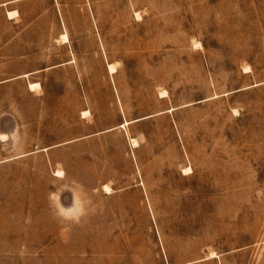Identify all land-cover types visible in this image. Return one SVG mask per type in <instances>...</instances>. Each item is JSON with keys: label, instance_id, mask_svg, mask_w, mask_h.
Returning <instances> with one entry per match:
<instances>
[{"label": "rangeland", "instance_id": "rangeland-1", "mask_svg": "<svg viewBox=\"0 0 264 264\" xmlns=\"http://www.w3.org/2000/svg\"><path fill=\"white\" fill-rule=\"evenodd\" d=\"M0 264H264V0L1 7Z\"/></svg>", "mask_w": 264, "mask_h": 264}, {"label": "clouds", "instance_id": "clouds-1", "mask_svg": "<svg viewBox=\"0 0 264 264\" xmlns=\"http://www.w3.org/2000/svg\"><path fill=\"white\" fill-rule=\"evenodd\" d=\"M86 215V209L82 205H76L70 209H62L60 217L66 221L79 223L81 218Z\"/></svg>", "mask_w": 264, "mask_h": 264}, {"label": "crops", "instance_id": "crops-1", "mask_svg": "<svg viewBox=\"0 0 264 264\" xmlns=\"http://www.w3.org/2000/svg\"><path fill=\"white\" fill-rule=\"evenodd\" d=\"M18 1H20V0H10V1H8V2H4V3H1L0 4V8L1 7H7V6H10V5H14L16 2H18ZM8 12H10V11H7V13ZM8 17V16H7ZM10 19V18H9ZM13 19V18H12ZM62 43V45H65V44H67V43H63V42H61ZM69 63V62H68ZM68 63H66V64H68ZM55 67H50V68H48V69H54ZM47 70V69H46ZM44 71V70H43ZM40 72H42V71H40ZM32 74H34V73H27V74H24L23 76L24 77H28V76H30V75H32Z\"/></svg>", "mask_w": 264, "mask_h": 264}, {"label": "bare ground", "instance_id": "bare-ground-1", "mask_svg": "<svg viewBox=\"0 0 264 264\" xmlns=\"http://www.w3.org/2000/svg\"><path fill=\"white\" fill-rule=\"evenodd\" d=\"M14 15V13H9V17H11V16H13ZM67 37L66 36H64V39H66ZM110 66V65H109ZM110 69L113 71H115V69H114V67H113V65L112 66H110ZM36 87V85H30V88L31 89H33V88H35ZM85 114V113H84ZM85 116V115H84ZM126 124H129V123H126ZM133 143L134 144H136V142L135 141H133ZM109 189V188H108Z\"/></svg>", "mask_w": 264, "mask_h": 264}, {"label": "snow or ice", "instance_id": "snow-or-ice-1", "mask_svg": "<svg viewBox=\"0 0 264 264\" xmlns=\"http://www.w3.org/2000/svg\"><path fill=\"white\" fill-rule=\"evenodd\" d=\"M197 47H198V45H197Z\"/></svg>", "mask_w": 264, "mask_h": 264}]
</instances>
